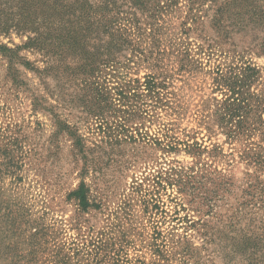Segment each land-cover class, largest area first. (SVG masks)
Segmentation results:
<instances>
[{"label": "rangeland", "instance_id": "374dc122", "mask_svg": "<svg viewBox=\"0 0 264 264\" xmlns=\"http://www.w3.org/2000/svg\"><path fill=\"white\" fill-rule=\"evenodd\" d=\"M176 6L159 21L163 26L157 35L159 52L164 49V55L158 57L155 48L150 50V29L145 25L141 46L145 57L128 65L123 60L124 66L115 77H103L111 89L108 96H91L90 91L70 84L68 89L63 87L61 102L56 104L36 75L19 69L17 79L29 85L30 93L56 104L59 120L80 140L78 148L66 134H57L48 111L31 112L30 93L14 88L7 77L12 75L5 70L7 62L0 56V264H44L53 249L71 253L82 248L105 232L111 222L125 230L117 233V238L126 239L124 251L132 263L165 264L158 262L150 250L153 237L160 233L167 244L172 236H186L199 249L190 264L195 260L198 264H231L226 256L229 250L223 249L224 237L217 233L230 214L227 209L235 208L239 201V191L231 189L223 202L216 203L213 216H207L199 199L186 196L174 182V172L191 176V184L198 189L202 183L196 174L200 172L210 178L213 170L218 171L235 177L234 182L239 184L253 169L239 159L242 144L227 142L216 127L212 99L221 95L213 91L214 75L209 73L216 64L198 54L201 42L196 34H180L186 0H178ZM202 29L210 33L208 22ZM174 35L176 45L171 42ZM26 37L11 30L8 35H0V43L13 48L25 43ZM185 48L192 60L200 63L198 68L179 71L175 53ZM236 51L243 61L259 68L264 78V57L240 46ZM21 55L39 70L45 67L39 53L24 51ZM214 58L221 63L227 60ZM147 76L164 87L158 90L159 100L149 97L143 88ZM46 81L58 97L55 81ZM117 87L133 89L130 93L134 96H129L121 108L115 106L112 88ZM102 97H108L107 104ZM84 103L91 106L84 107ZM169 143L178 144L179 150H167ZM187 144L201 149L216 145L221 155L214 159L206 154L193 157L185 152ZM260 145L264 148V143ZM11 151L12 161L8 155ZM9 164L13 167L8 168ZM81 182L99 210L83 212L69 197ZM186 220L196 224L209 221L215 233L214 245L204 246L199 234L187 229ZM33 228L39 235L30 240ZM46 247L48 251L42 254Z\"/></svg>", "mask_w": 264, "mask_h": 264}, {"label": "trees", "instance_id": "16d2710c", "mask_svg": "<svg viewBox=\"0 0 264 264\" xmlns=\"http://www.w3.org/2000/svg\"><path fill=\"white\" fill-rule=\"evenodd\" d=\"M177 2L178 0H0V35H8L11 30L27 35L26 42L21 46L9 48L0 43V56L7 62L6 73L12 75L7 77L15 89L30 93L29 85L17 79L16 75L20 68L32 72L39 78L40 85L50 95V99H56L53 101L56 104L61 102L59 97L64 94L63 87L67 86L68 89L70 84L80 90L90 91L91 96H99L100 93L104 97L108 96L111 89L107 88L106 78L103 77H115L121 66L145 57L141 48L145 25L150 29V50L155 48L158 57L164 55V49L159 52L160 40L157 35L163 30L159 21L162 15L177 8ZM205 22H208L210 33L202 29ZM179 28L184 37L190 33L196 34L201 42L198 54L216 64L209 73L214 75L213 91L218 92L221 98L212 99V116L219 133L227 142L242 144L239 159L251 167L253 173L245 174L243 181L237 184L234 182L235 177L218 171L213 170L210 178L200 172L196 175L202 184L197 189L191 184V176H179L180 172H174L177 177L174 182L182 188V192H186V196L194 199L195 195L199 199L207 209V216L213 214V210L217 208L216 203L223 202L231 189L232 192L239 191V201L235 208L227 209L230 214L226 216L222 229L217 234L224 237L223 249L229 250L226 256L231 264H264V148L260 145L264 143V78L259 68L249 61H243L242 54L236 51V47L240 46L246 52L264 57V0H186L185 15ZM175 36L171 39L174 45L177 43ZM187 49L175 53L179 71L194 66L198 68L197 65L200 64L192 60ZM24 51L39 53L45 67L41 70L34 67L21 55ZM216 53L219 58L227 59L226 62L221 63L214 58L218 57ZM149 54V57L152 56V51ZM48 78L55 81L58 97L48 89ZM68 78L72 82L66 80ZM143 88L149 97L159 100L158 90L164 87L154 77L147 76ZM112 90L115 106L119 108L129 101V96H134L130 93L133 89L123 90L117 87ZM28 97L32 113L48 111L52 115L57 134H66L74 140V147H80V140L75 138L71 128L59 120L56 104L49 103L43 95L30 93ZM104 97L103 103L107 104L108 97ZM83 106L89 108L91 105L84 103ZM255 137L259 140L256 141ZM167 150L178 151V144L169 143ZM185 152L197 158L203 154L213 159L221 155V149L216 145L211 149H201L197 145L187 144ZM8 155L12 161V151ZM7 167L13 166L9 164ZM206 185L209 187L206 188ZM89 194L87 186L81 182L69 197L77 202L83 212L99 210L100 206L90 199ZM186 223L187 229H193L199 234L204 246L214 245L215 233L208 226L209 221L196 224L186 220ZM115 224L117 223H108L109 228L105 232L71 253L53 249L44 264H146L138 260L132 263L124 251L126 239L117 238V233H124L125 230ZM31 231L29 239H36L38 230L33 228ZM153 240L150 250L158 258V262L190 264L198 255L195 253L199 249L186 236H172L167 244L159 233ZM47 251L46 247L41 253ZM194 264H198L196 260Z\"/></svg>", "mask_w": 264, "mask_h": 264}]
</instances>
